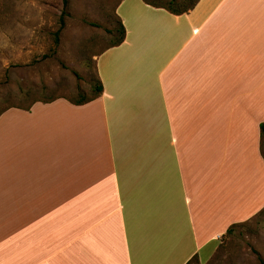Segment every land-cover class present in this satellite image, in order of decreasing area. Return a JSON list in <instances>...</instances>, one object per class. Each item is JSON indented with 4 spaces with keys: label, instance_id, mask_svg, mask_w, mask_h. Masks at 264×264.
Listing matches in <instances>:
<instances>
[{
    "label": "crops",
    "instance_id": "obj_1",
    "mask_svg": "<svg viewBox=\"0 0 264 264\" xmlns=\"http://www.w3.org/2000/svg\"><path fill=\"white\" fill-rule=\"evenodd\" d=\"M95 100L0 113V264H207L264 209V0H120Z\"/></svg>",
    "mask_w": 264,
    "mask_h": 264
},
{
    "label": "rangeland",
    "instance_id": "obj_2",
    "mask_svg": "<svg viewBox=\"0 0 264 264\" xmlns=\"http://www.w3.org/2000/svg\"><path fill=\"white\" fill-rule=\"evenodd\" d=\"M118 2L0 0V112L43 99L89 96L96 57L118 36ZM207 264H264V212L223 237Z\"/></svg>",
    "mask_w": 264,
    "mask_h": 264
},
{
    "label": "trees",
    "instance_id": "obj_3",
    "mask_svg": "<svg viewBox=\"0 0 264 264\" xmlns=\"http://www.w3.org/2000/svg\"><path fill=\"white\" fill-rule=\"evenodd\" d=\"M142 1L151 7L163 8L173 15H182V14L188 12L189 10H191L196 4V0H170V3H168L167 5H160V4H156L152 1H147V0H142ZM119 3H120V0H119L118 4L116 5L115 10H114L116 25H117V33H118L117 39L114 42H112L111 44H109L102 52H104L107 49H110V48H113V47L120 45L124 40L125 29H124V26L121 22V19L116 14V8L119 5ZM177 3H180V4H177ZM174 4H176L177 6H173ZM58 39H59V31L53 35V42L55 45L58 43ZM102 52H100L97 56H99ZM95 71H96V67H95ZM94 81H95L94 82L95 84L93 86H91V94L89 96H79L78 99H74V100H67L66 99V100L73 105H83V104L89 103V102L95 100L96 98H98L102 93V86H101V83L97 77V74H96V78ZM56 99H61V98L57 97V98H49V99L33 101L28 106H25L23 108H20L17 106H12L9 108H19V109H23V110H28L34 103H50ZM9 108H7V109H9ZM5 110H3V111H5ZM3 111H1V112H3ZM259 129H260V153H261L262 158L264 159V148L262 147V140L264 138V123L260 124ZM263 212H264V209H262L260 212H258L253 218L258 217ZM238 225H240V224L231 226L226 231V234L224 235V237L229 235L232 232L233 228L238 226ZM192 261L198 262L197 258L194 257L187 264H189Z\"/></svg>",
    "mask_w": 264,
    "mask_h": 264
}]
</instances>
